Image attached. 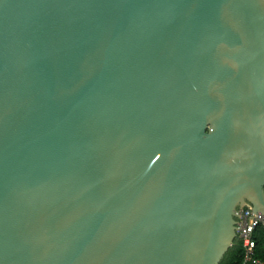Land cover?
<instances>
[{
  "label": "water",
  "instance_id": "obj_1",
  "mask_svg": "<svg viewBox=\"0 0 264 264\" xmlns=\"http://www.w3.org/2000/svg\"><path fill=\"white\" fill-rule=\"evenodd\" d=\"M264 216V0H0V264H220Z\"/></svg>",
  "mask_w": 264,
  "mask_h": 264
},
{
  "label": "built area",
  "instance_id": "obj_2",
  "mask_svg": "<svg viewBox=\"0 0 264 264\" xmlns=\"http://www.w3.org/2000/svg\"><path fill=\"white\" fill-rule=\"evenodd\" d=\"M237 231L242 238L246 256L245 262L251 264H264V262L255 256L256 241L254 231L259 225H264V216L256 212L250 204H245L238 213Z\"/></svg>",
  "mask_w": 264,
  "mask_h": 264
},
{
  "label": "trees",
  "instance_id": "obj_3",
  "mask_svg": "<svg viewBox=\"0 0 264 264\" xmlns=\"http://www.w3.org/2000/svg\"><path fill=\"white\" fill-rule=\"evenodd\" d=\"M253 236L256 241L255 256L264 262V225L256 227ZM245 256L244 243L238 235L220 264H251L250 262H245Z\"/></svg>",
  "mask_w": 264,
  "mask_h": 264
}]
</instances>
